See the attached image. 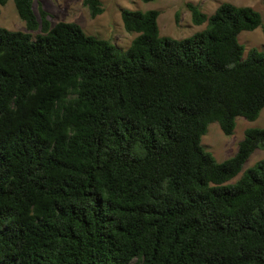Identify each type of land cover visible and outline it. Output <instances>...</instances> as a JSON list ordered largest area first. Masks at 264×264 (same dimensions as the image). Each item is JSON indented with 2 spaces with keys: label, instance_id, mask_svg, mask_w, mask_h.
<instances>
[{
  "label": "trees",
  "instance_id": "obj_1",
  "mask_svg": "<svg viewBox=\"0 0 264 264\" xmlns=\"http://www.w3.org/2000/svg\"><path fill=\"white\" fill-rule=\"evenodd\" d=\"M13 1L26 30L0 26V264H264V158L229 183L264 126L222 161L202 142L264 109V49L239 41L262 14L188 2L206 26L175 38L158 9L123 8L124 49Z\"/></svg>",
  "mask_w": 264,
  "mask_h": 264
},
{
  "label": "rangeland",
  "instance_id": "obj_2",
  "mask_svg": "<svg viewBox=\"0 0 264 264\" xmlns=\"http://www.w3.org/2000/svg\"><path fill=\"white\" fill-rule=\"evenodd\" d=\"M103 11L93 17L84 0H34L33 8L40 19V7L49 13L52 25L59 21H74L80 24L87 34L109 39L119 47L126 49L131 44L136 32L125 30L121 18V9H158L160 16L158 23L161 35L175 38L186 37L203 29L206 23L194 24L191 12L186 6L188 2L198 4L203 12L212 14L217 6L224 1L239 5H249L258 10L263 16V25L254 30H243L239 34V41L245 46L246 53L252 47L264 49V0H100ZM179 13V21L176 14ZM0 26L11 30H26L25 21L19 16L13 0H8L0 6ZM236 130L231 136L225 135L219 124L213 122L208 132L203 136L202 142L206 149L222 161L232 156L238 149V144L248 127L264 126V109L260 117L255 121H249L243 116L236 120ZM264 158V148L256 149L248 158L242 172L231 179L229 183H235L244 170Z\"/></svg>",
  "mask_w": 264,
  "mask_h": 264
}]
</instances>
